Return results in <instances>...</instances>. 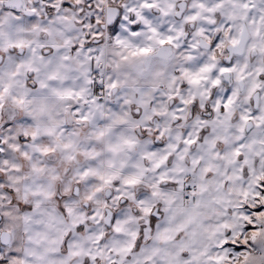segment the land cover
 Instances as JSON below:
<instances>
[{"label":"clouds","instance_id":"obj_1","mask_svg":"<svg viewBox=\"0 0 264 264\" xmlns=\"http://www.w3.org/2000/svg\"><path fill=\"white\" fill-rule=\"evenodd\" d=\"M0 264H264V0H0Z\"/></svg>","mask_w":264,"mask_h":264}]
</instances>
